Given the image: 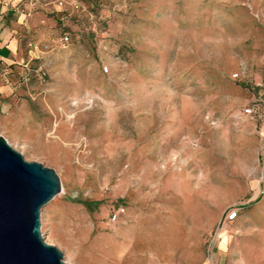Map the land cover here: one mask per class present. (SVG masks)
<instances>
[{"label": "rangeland", "instance_id": "obj_1", "mask_svg": "<svg viewBox=\"0 0 264 264\" xmlns=\"http://www.w3.org/2000/svg\"><path fill=\"white\" fill-rule=\"evenodd\" d=\"M32 1L0 137L59 179L61 262L204 264L234 208L213 264H264V0Z\"/></svg>", "mask_w": 264, "mask_h": 264}, {"label": "water", "instance_id": "obj_2", "mask_svg": "<svg viewBox=\"0 0 264 264\" xmlns=\"http://www.w3.org/2000/svg\"><path fill=\"white\" fill-rule=\"evenodd\" d=\"M59 192L52 169L24 161L0 137V264H63L39 232V211Z\"/></svg>", "mask_w": 264, "mask_h": 264}, {"label": "crops", "instance_id": "obj_3", "mask_svg": "<svg viewBox=\"0 0 264 264\" xmlns=\"http://www.w3.org/2000/svg\"><path fill=\"white\" fill-rule=\"evenodd\" d=\"M20 1L21 0H0V62H11L10 58L15 54L17 46L16 32L20 28V25H22V19L18 16H23L17 13L15 6L17 5L20 7L22 4ZM4 3H7L8 6H4ZM8 65L10 66V64ZM223 236L225 241L221 242V237ZM225 244L226 235L221 233L217 240V247L213 248L211 255L214 254L216 250L224 251ZM211 255L210 259H206L204 264H213Z\"/></svg>", "mask_w": 264, "mask_h": 264}, {"label": "built area", "instance_id": "obj_4", "mask_svg": "<svg viewBox=\"0 0 264 264\" xmlns=\"http://www.w3.org/2000/svg\"><path fill=\"white\" fill-rule=\"evenodd\" d=\"M35 3H34V1H32V0H29L26 4H25V6H23L24 7V9L22 8V7H19V6H15V10L17 11V13L18 14H25V15H29L30 13H31V11L33 10V5H34ZM4 6H8V4L7 3H4L3 4ZM62 41L63 42H66L67 41V37L66 36H64L63 38H62ZM25 68V70L28 72L29 70H28V68H26V67H24ZM102 71L103 72H106L107 70H106V67H103L102 68ZM2 73H4V71H2ZM34 73L37 75V77L38 78H40V77H42V76H44V73L42 72V71H40V69H38V70H35L34 71ZM251 114V110L249 109V108H245V109H243L242 110V113H241V115H234L233 117H234V119L235 120H237V121H240L241 120V117L242 116H249ZM236 209H229L228 211H226V213L224 214V216H223V218H222V220L218 223L219 225H218V229H217V231H221V233H224V234H226L225 232H222L224 229H225V227H226V225L228 224V223H230L235 217H236ZM123 213V209H122V207H117L115 210H113L112 212H111V214H110V218H109V220L112 222V223H114L116 220H118V217L121 215ZM217 236H215V238H213V239H211L209 242H208V245H207V250H206V252L208 253V255H209V257H208V259H210V255H211V252H212V250H213V248H214V244H215V242L218 240V238H219V235L218 234H216ZM229 237H230V235H229ZM210 247V249H209V247Z\"/></svg>", "mask_w": 264, "mask_h": 264}, {"label": "bare ground", "instance_id": "obj_5", "mask_svg": "<svg viewBox=\"0 0 264 264\" xmlns=\"http://www.w3.org/2000/svg\"><path fill=\"white\" fill-rule=\"evenodd\" d=\"M150 250V249H149Z\"/></svg>", "mask_w": 264, "mask_h": 264}]
</instances>
